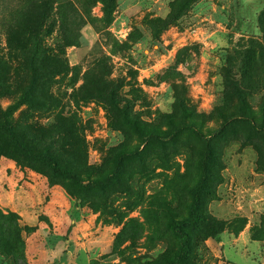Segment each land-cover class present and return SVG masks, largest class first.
<instances>
[{
	"label": "rangeland",
	"instance_id": "374dc122",
	"mask_svg": "<svg viewBox=\"0 0 264 264\" xmlns=\"http://www.w3.org/2000/svg\"><path fill=\"white\" fill-rule=\"evenodd\" d=\"M53 1L63 35L45 42L68 40L67 70L45 84L60 106H22L12 122H33L51 151L74 136L57 159L77 170L108 174L118 150V180L83 191L0 132V264H167L200 184L179 264H264V129L251 122L264 123V0ZM31 2L0 0L11 69ZM14 99L0 93V110ZM225 121L208 154L196 132Z\"/></svg>",
	"mask_w": 264,
	"mask_h": 264
},
{
	"label": "trees",
	"instance_id": "16d2710c",
	"mask_svg": "<svg viewBox=\"0 0 264 264\" xmlns=\"http://www.w3.org/2000/svg\"><path fill=\"white\" fill-rule=\"evenodd\" d=\"M53 3V0H32L30 8L23 13L24 19L30 25V29L24 34L21 33L23 35L18 36L16 41L15 49L20 51V58L16 61L17 65L11 69V66L0 58V93L6 92L11 96H15L12 105L4 111L0 110V132L5 133L11 146L21 155L31 162L44 165L54 178L67 180L83 191H90L95 188L103 189L112 186L118 180V166L122 158L118 160V150L114 154V167L108 174H93L86 167H80L77 170L68 165H60L57 159L58 155H65L66 151L70 152V147L75 142L74 136L67 137L59 134L56 141L58 148L55 151H51V148L47 145L53 146L55 143L51 140L47 143L42 141L41 129L33 122H24L20 125H15L12 122L13 114L22 106H26L28 110L44 107L54 109L60 106L57 97L46 90L47 84H45L50 76L62 74L67 70L61 51L69 46L68 40L61 38L54 46L47 45L45 42L46 37H50L53 33V27L55 26H58L63 35L61 22L51 20L58 12L57 6L53 5ZM13 32L12 28H7V35H11ZM3 69H7L8 73L3 74ZM10 70L13 74L12 77ZM95 87L98 89L97 84ZM109 96L111 95L109 94ZM111 98L108 97L107 100H111ZM112 100L114 99L112 98ZM56 117L62 121L67 120V117H63L61 113L57 114ZM227 121L223 122L210 134L205 135L202 132H196L204 140L208 154L211 141L221 133ZM251 122L255 129H264V123L258 125L254 119H251ZM190 128L192 127L184 124L179 125L177 130ZM137 129L140 130V128ZM153 137L157 138L159 136L153 134ZM200 187L201 184L195 190L188 217L181 221H174L171 225L173 232L178 238L179 250L174 260L167 264H179L189 252L187 228L198 221Z\"/></svg>",
	"mask_w": 264,
	"mask_h": 264
}]
</instances>
